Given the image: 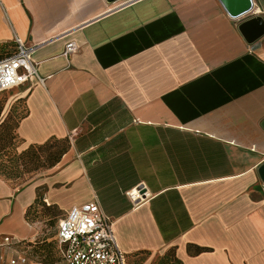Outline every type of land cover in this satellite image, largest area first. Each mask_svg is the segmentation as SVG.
Segmentation results:
<instances>
[{"label": "crops", "instance_id": "1", "mask_svg": "<svg viewBox=\"0 0 264 264\" xmlns=\"http://www.w3.org/2000/svg\"><path fill=\"white\" fill-rule=\"evenodd\" d=\"M252 1L234 17L223 0H0V57L20 39L40 77L8 90L28 110L22 148L70 141L22 185L0 175V242L33 235L41 193L63 214L97 200L129 264L173 246L184 264H264V35L239 29L264 18Z\"/></svg>", "mask_w": 264, "mask_h": 264}, {"label": "built area", "instance_id": "2", "mask_svg": "<svg viewBox=\"0 0 264 264\" xmlns=\"http://www.w3.org/2000/svg\"><path fill=\"white\" fill-rule=\"evenodd\" d=\"M34 49L18 39L16 51L0 58V93L25 83L32 76L40 78L37 64L32 59ZM77 50L78 45L69 42L63 55L70 56ZM145 194L141 189L128 192L134 201L142 199ZM56 239L64 264H129L127 253L117 240L114 222L97 200L74 205L67 211L59 220ZM22 243L5 236L0 242V264H32L24 249L14 256L5 254V249Z\"/></svg>", "mask_w": 264, "mask_h": 264}, {"label": "trees", "instance_id": "3", "mask_svg": "<svg viewBox=\"0 0 264 264\" xmlns=\"http://www.w3.org/2000/svg\"><path fill=\"white\" fill-rule=\"evenodd\" d=\"M16 49L14 50V52L16 51ZM12 53L9 52L8 54L1 56L0 58L8 56ZM6 102L7 99L0 98V175L14 185H22L23 183L31 179L33 175L45 169L51 168L59 163L64 154L69 150L70 141L66 138L52 137L43 143L29 144L27 147L22 148L23 140L19 136L18 127L21 120L28 113L25 101L23 98L15 101L11 105L6 116L1 119ZM21 105L23 107H21ZM43 201V194L40 193L38 195V198L36 199V202L31 205L26 211L27 220H30V210L36 205H44L45 202ZM47 208L54 212L53 215L57 219L60 216V219L64 216L62 211L55 204H48ZM195 249V252L201 250V248L198 246ZM42 250V253L46 252V258L52 257L53 252L51 248L43 247ZM57 251V257L59 260H61V255L58 247ZM51 260L53 261L54 258H51ZM152 264L184 263L178 257L176 247L173 246L165 250L163 253L158 254Z\"/></svg>", "mask_w": 264, "mask_h": 264}, {"label": "rangeland", "instance_id": "4", "mask_svg": "<svg viewBox=\"0 0 264 264\" xmlns=\"http://www.w3.org/2000/svg\"><path fill=\"white\" fill-rule=\"evenodd\" d=\"M0 98L7 99L3 113L9 111L10 95L8 90L0 93ZM21 107L23 106L21 105ZM36 175L37 174L33 175V177ZM47 206L48 204L45 202L44 205H36L34 208L30 210L29 212L30 220L28 221L33 225L32 228L33 235L24 243H22L21 248H23L24 251L28 254L29 258L32 260V264H37V263L64 264L57 257L58 251H57V241H56V232L58 228L59 219L61 216L57 219L53 215L54 212L48 209ZM43 247L52 249L53 252L52 257L46 258V252L42 253ZM51 258H54V260L52 261Z\"/></svg>", "mask_w": 264, "mask_h": 264}, {"label": "water", "instance_id": "5", "mask_svg": "<svg viewBox=\"0 0 264 264\" xmlns=\"http://www.w3.org/2000/svg\"><path fill=\"white\" fill-rule=\"evenodd\" d=\"M226 9L234 17L243 15L251 11L252 0H223ZM239 29L249 43H253L264 35V18L261 15H255L244 19ZM261 176L264 179V164L261 167Z\"/></svg>", "mask_w": 264, "mask_h": 264}]
</instances>
